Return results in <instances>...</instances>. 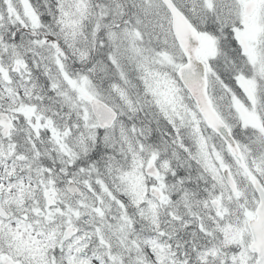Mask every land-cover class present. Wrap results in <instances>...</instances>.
Segmentation results:
<instances>
[{
  "label": "snow or ice",
  "instance_id": "1",
  "mask_svg": "<svg viewBox=\"0 0 264 264\" xmlns=\"http://www.w3.org/2000/svg\"><path fill=\"white\" fill-rule=\"evenodd\" d=\"M0 264H264V0H0Z\"/></svg>",
  "mask_w": 264,
  "mask_h": 264
}]
</instances>
